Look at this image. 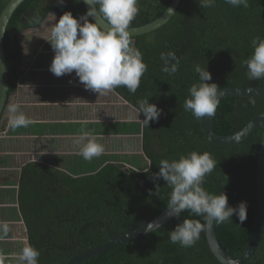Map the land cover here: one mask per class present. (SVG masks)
<instances>
[{"label":"trees","instance_id":"obj_1","mask_svg":"<svg viewBox=\"0 0 264 264\" xmlns=\"http://www.w3.org/2000/svg\"><path fill=\"white\" fill-rule=\"evenodd\" d=\"M10 1L0 0V15ZM171 1L139 0V13L130 27L155 21ZM248 3L247 8L232 7L225 0H215L213 7L204 8L199 0H182L173 18L163 27L131 38L143 54L147 71L135 94L125 87L115 91L134 108L139 101L149 99V103L162 110L157 121H150L148 127H142L141 123L130 125L132 129L128 133H141L148 172L121 160L103 165L100 158L82 159L86 168L82 175L36 161L22 168L18 203L29 243L40 252L38 264H66L112 237L151 222L167 208L172 191L162 178L152 179L159 172L160 161H172L192 151L208 152L217 162L203 184L208 193H226L231 207L241 201L247 204L243 224L235 214L232 223L216 224L222 246L236 257L243 255L257 216V160L263 130L258 129L238 145L218 146L204 135L201 120L186 112L183 105L189 98L190 86L199 82L194 70L197 64L211 73L212 79L207 83H216L219 91L264 85V80H249L245 75L247 68L241 63L253 51L251 41L257 36L264 39V0H248ZM52 12L56 17L54 22L65 12L79 19L87 11L83 0L62 3L61 0L49 3L26 0L9 22L4 44L9 90L0 118V134L7 128L8 106L13 104L27 71L21 68L26 60L31 62L24 40L39 30ZM168 51H174L181 60L174 76L161 71L160 54ZM262 114L264 98L223 99L214 116L215 131L221 135L236 133ZM140 115L143 120V113ZM157 185L159 195L155 194ZM183 219L201 220L188 211L182 212L179 218H173L152 233L79 264H221L210 249L206 230L191 248L171 243L170 232ZM247 264H264V236Z\"/></svg>","mask_w":264,"mask_h":264},{"label":"clouds","instance_id":"obj_2","mask_svg":"<svg viewBox=\"0 0 264 264\" xmlns=\"http://www.w3.org/2000/svg\"><path fill=\"white\" fill-rule=\"evenodd\" d=\"M83 2L90 6L83 16L78 19L71 12H65L52 28L50 44L54 58L49 71L57 77L75 72L85 89L99 95L115 91L119 87H125L129 93L135 94L147 71L143 54L133 45L129 31L130 24L139 13V0ZM214 3L215 0H199V5L204 8L213 7ZM225 3L232 7H249L248 0H225ZM89 17L99 19L97 22H90ZM251 46V55L241 62L247 68L245 75L249 80H264V39L255 37ZM160 60L163 62L162 72L169 76L178 72L181 60L174 51L162 52ZM194 70L199 82L193 83L188 89L189 98L184 102V110L190 112L196 120L214 117L222 92L216 83H207L212 77L206 68L197 64ZM7 111L8 126L13 130L28 127L32 123L20 111L18 104H10ZM134 111L138 115L143 113L144 119H139L142 127H148L150 121H157L162 112L155 104L149 103V99L139 101ZM75 143L80 145L78 154L85 160L99 157L105 151L103 144L98 143L88 131L81 132L75 138ZM159 166V172L152 176L153 181L162 178L172 189L167 203V216L179 218L182 212L188 211L201 218L183 219L170 232L171 243L191 248L199 240L200 233L213 223H232L234 214L241 224L246 220V202L241 201L236 207H231L226 193L213 195L203 187L205 178L217 167V162L210 153L192 151L172 161L163 159ZM143 170L148 172L149 167ZM155 194L159 195V185ZM9 231V224L0 222V240L6 238ZM23 244L20 252L13 254V258L19 264H38L40 252L26 238ZM5 259L7 257L0 256V264Z\"/></svg>","mask_w":264,"mask_h":264},{"label":"crops","instance_id":"obj_3","mask_svg":"<svg viewBox=\"0 0 264 264\" xmlns=\"http://www.w3.org/2000/svg\"><path fill=\"white\" fill-rule=\"evenodd\" d=\"M56 21L48 18L32 33L35 39L28 43V48L31 44L37 48L32 50L24 75L26 80L21 81L13 102L32 123L15 130L7 125L0 137V222H7L10 228L8 236L0 240V256L7 257L3 264H19L13 254L20 252L25 238L28 240L18 203L20 174L27 163L36 161L82 175L85 163L78 154L80 145L75 143L81 132H90L103 144L104 154L98 157L103 165L113 160L125 162L119 156L127 152L118 151V148H124L126 141L132 142L141 135L128 134L132 129L130 125L141 123L142 118L141 121L136 118L134 107L116 91L99 95L85 89L75 72L57 77L49 71L54 58L51 31ZM23 156L32 159L24 160Z\"/></svg>","mask_w":264,"mask_h":264},{"label":"water","instance_id":"obj_4","mask_svg":"<svg viewBox=\"0 0 264 264\" xmlns=\"http://www.w3.org/2000/svg\"><path fill=\"white\" fill-rule=\"evenodd\" d=\"M26 0H11L0 15V118L4 112L9 90V75L5 59V35L9 22L15 11ZM182 0H172L166 11L155 21L139 27H130L129 31L135 38L151 33L167 24L175 15ZM88 11L89 5L85 4ZM169 9L172 11L170 12ZM90 22H97L96 17H89ZM101 23H104L101 21ZM220 101L226 98H264V85L259 87H229L221 90ZM201 128L206 138L215 145L232 147L240 144L250 137L258 129L263 130V138L257 160V216L255 226L249 244L242 256L236 257L226 250L220 243L216 231V224L206 229V237L214 257L221 264H247L257 251L264 236V114L253 118L244 128L236 133L221 135L216 133L214 117H204L201 120ZM168 207L155 219L146 225L125 233L118 237H112L107 242L92 249L86 250L73 258L66 264H79L89 258L108 252L112 249L125 245L129 242L142 238L163 225L170 222L174 217L167 216ZM159 226V227H157Z\"/></svg>","mask_w":264,"mask_h":264},{"label":"rangeland","instance_id":"obj_5","mask_svg":"<svg viewBox=\"0 0 264 264\" xmlns=\"http://www.w3.org/2000/svg\"><path fill=\"white\" fill-rule=\"evenodd\" d=\"M49 2H50V0H46V3H49ZM55 18H56L55 14L52 12L51 16H50V21L53 22V20ZM34 39H35V37L32 33L30 35H27L26 39L24 40V44L27 45V48L29 47L28 43H30V41H34ZM35 42L37 43V41H35ZM37 44H38V46H40V43H37ZM31 46L32 47L30 49H28V51H30V52H28L29 56H31L33 54L32 50L37 48V47H33L34 46L33 44H31ZM29 65H30L29 60H26V65H24L21 69L27 70L29 68ZM25 80H26V76H24V81ZM26 83H29V81H26ZM120 102H123V101H121V99H120ZM135 114L137 116L136 118L137 119L140 118V120H141V118H142L141 115L140 114L138 115L136 112H135ZM122 129H123L122 125H120L119 130L121 131ZM2 135L0 134V137ZM126 143H124L125 144L124 148L123 147H121L120 149L118 148V151H121V152L125 151L127 153H124L123 156H119V157L122 158L127 163V165L131 166L132 168H136V169L147 168L148 161L146 160L145 156L143 155L142 149H141L142 148V136L140 135V137H136V139H134L132 142L126 141ZM95 158L99 159L98 157H95ZM25 159L30 160V159H32V157L26 156V157H24V160ZM82 159H84V158H82ZM84 161H86V160L84 159ZM3 211H5V209Z\"/></svg>","mask_w":264,"mask_h":264}]
</instances>
